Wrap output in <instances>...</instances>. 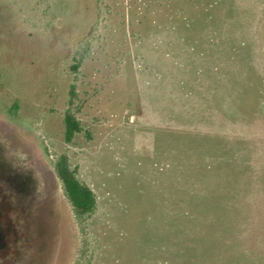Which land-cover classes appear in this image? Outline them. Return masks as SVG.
Returning a JSON list of instances; mask_svg holds the SVG:
<instances>
[{
	"label": "rangeland",
	"instance_id": "rangeland-1",
	"mask_svg": "<svg viewBox=\"0 0 264 264\" xmlns=\"http://www.w3.org/2000/svg\"><path fill=\"white\" fill-rule=\"evenodd\" d=\"M0 264H264V0H0Z\"/></svg>",
	"mask_w": 264,
	"mask_h": 264
},
{
	"label": "trees",
	"instance_id": "trees-1",
	"mask_svg": "<svg viewBox=\"0 0 264 264\" xmlns=\"http://www.w3.org/2000/svg\"><path fill=\"white\" fill-rule=\"evenodd\" d=\"M69 94L68 108L64 113L63 123L64 139L67 143H72L76 135L82 132L83 128L75 111L72 110L77 97L74 85H71ZM17 108L18 104H15L11 109L13 118L17 116ZM53 166L55 174L61 183L63 194L71 206L74 219L80 225L86 216H90L96 211V195L86 183L79 179L76 171L71 168L68 157L65 154L57 157Z\"/></svg>",
	"mask_w": 264,
	"mask_h": 264
}]
</instances>
